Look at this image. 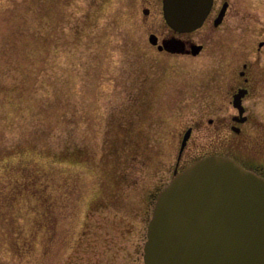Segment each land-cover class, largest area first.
Returning a JSON list of instances; mask_svg holds the SVG:
<instances>
[{
	"label": "rangeland",
	"instance_id": "1",
	"mask_svg": "<svg viewBox=\"0 0 264 264\" xmlns=\"http://www.w3.org/2000/svg\"><path fill=\"white\" fill-rule=\"evenodd\" d=\"M35 5L0 0V101L1 88L20 85L21 74L8 72L1 60L18 33L22 50L33 46L19 27L22 20L30 27ZM48 6L50 52L31 101L40 117L25 110L7 124L4 146L28 141L47 147L50 157L79 150L91 159L61 164V174H48L43 209L28 193L18 201L0 197V264H143L154 199L173 175L188 127L178 170L209 153L244 154L263 164L264 174V81L243 102L250 121L242 133L229 128L235 114L230 92L240 65L264 64V45L254 52L264 40V0H240L247 19L234 17L233 10L212 36L207 24L181 35L203 46L196 56L158 51L149 43V34L159 41L172 35L161 0H49ZM53 117L60 120L58 130L50 127ZM129 121L138 127L129 129ZM123 123L133 146L123 152L116 145L115 163L108 155ZM107 158L118 166V186L104 174ZM98 196L102 200H94Z\"/></svg>",
	"mask_w": 264,
	"mask_h": 264
},
{
	"label": "water",
	"instance_id": "2",
	"mask_svg": "<svg viewBox=\"0 0 264 264\" xmlns=\"http://www.w3.org/2000/svg\"><path fill=\"white\" fill-rule=\"evenodd\" d=\"M211 5L212 0H162V15L172 32L186 34L202 26ZM156 40L149 35L150 44ZM157 48L179 54L186 45L170 37ZM200 49L191 44L189 53ZM243 93L232 103L240 114ZM190 132L183 135L179 156ZM146 238L144 264H264V178L222 155L175 169L157 195Z\"/></svg>",
	"mask_w": 264,
	"mask_h": 264
},
{
	"label": "trees",
	"instance_id": "3",
	"mask_svg": "<svg viewBox=\"0 0 264 264\" xmlns=\"http://www.w3.org/2000/svg\"><path fill=\"white\" fill-rule=\"evenodd\" d=\"M35 1L36 5L31 14L35 17L31 19L30 27L25 20H22L19 27L20 32L30 35L29 38H31L33 46L29 48L23 46L24 50H22V47L19 46L18 33L8 42V55L5 60H1L8 72H12L15 75H17L16 72L21 74V76L17 75L19 77L17 82H20L18 83L20 85L1 88L3 99L0 101V110L2 108L3 111L0 112V145L3 146L6 143V140H3V132L6 131L9 124L15 123L18 118H23L22 112L25 113V110H29L35 117H40V111L36 109L31 101H34L37 90L41 87V79L50 52L48 50V36L50 35L48 30L49 0ZM24 53L25 56H23ZM59 121V118L56 117L49 120L51 129L55 128L58 130ZM125 124L123 123V127L120 126L122 130L119 143L117 141L112 143L111 152L108 155V157L110 156L109 158L114 159L115 163L119 159L117 155L119 150L116 145L119 144L123 152L126 150L123 146L131 148L133 143L131 142L132 135L129 133L131 131L129 129L133 130V128L138 127L136 123L129 121L127 123L129 129H126L124 127ZM145 143L147 144V142ZM46 148H37L28 141L19 142L11 147L4 146L0 148V197L3 196L8 202L11 200L18 201L17 199L20 197L26 198V196L22 195L23 193H28L30 194V199L33 196L34 201H37L38 206L43 209L45 206L44 200H46V197H43V193L49 190V185L46 181L48 174L51 172H55L56 175L61 174L62 171L58 168L61 164L84 165L85 162H89L91 159L88 154H80L79 150H73L70 154H65L62 151L50 157ZM110 164L107 158L103 163L104 174L113 184H121L122 180L118 174V166L111 164L114 167L111 170ZM103 189L104 187L99 186L100 193L98 194H102ZM97 199L102 200V196L100 198L98 196L94 200Z\"/></svg>",
	"mask_w": 264,
	"mask_h": 264
},
{
	"label": "flooded vegetation",
	"instance_id": "4",
	"mask_svg": "<svg viewBox=\"0 0 264 264\" xmlns=\"http://www.w3.org/2000/svg\"><path fill=\"white\" fill-rule=\"evenodd\" d=\"M239 3H240V0L235 1L234 3H233V0H212L210 12L208 16L206 17L204 24H203V25L205 24L208 25V32H209L208 36H212V34H214L216 31L219 30V28L224 24L229 12L234 10L232 13H233V16L236 18L243 15L241 13V10L239 9ZM242 17H244V20L247 19L245 15H243ZM170 36L166 38H162L160 41L158 40V37L156 36L157 43L154 46L157 48L158 45L163 40L169 38ZM188 44L189 43L186 42V46ZM263 45H264V40L259 41L257 43V48H255L254 52L259 54L260 49L263 47ZM187 52L188 51L186 48V53ZM253 66H254L253 63H250V62H243L240 65L237 71V74H236L237 78H235L236 85L233 88V90L230 92L231 102L234 98V95L238 94L239 91L244 92L240 99V104L242 106L241 114L239 113V110L236 109L231 103L232 108L235 110V114H232L231 116L229 128L231 132H233L235 135H240L242 133V126L248 121H250V116L248 115V109L246 108V106L243 105V102L251 95L252 91L256 88L257 84L259 85L262 81H264V64L258 65L259 66L258 68H254ZM209 123H211V121H209ZM234 159L238 161L242 166L252 169L256 171L257 173H260L263 175L262 169L260 168V166L261 165L263 166V164L255 165V163L250 162L244 154Z\"/></svg>",
	"mask_w": 264,
	"mask_h": 264
}]
</instances>
